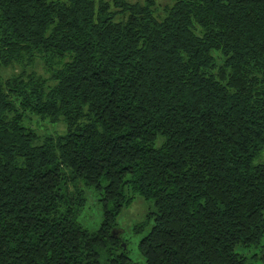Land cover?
Listing matches in <instances>:
<instances>
[{"label": "trees", "instance_id": "obj_1", "mask_svg": "<svg viewBox=\"0 0 264 264\" xmlns=\"http://www.w3.org/2000/svg\"><path fill=\"white\" fill-rule=\"evenodd\" d=\"M137 195L147 264H256L264 0H0V264H137L117 234Z\"/></svg>", "mask_w": 264, "mask_h": 264}, {"label": "rangeland", "instance_id": "obj_2", "mask_svg": "<svg viewBox=\"0 0 264 264\" xmlns=\"http://www.w3.org/2000/svg\"><path fill=\"white\" fill-rule=\"evenodd\" d=\"M173 0H156L157 6H162V4L171 3ZM38 70L44 71L42 65L38 63ZM3 74L8 76L14 71L20 70V68L15 67H4ZM41 133L43 132H54L58 133L65 132V125L63 123L52 124L47 121H35V125ZM44 127L48 128L47 131H44ZM85 190L86 195V205L79 214V222L82 223L90 231L97 230L103 220V209L102 203L100 201V194L98 191L92 187L87 186L84 182L80 183ZM152 207V201L146 200L140 195H137L130 203L126 204L121 213L117 217V228L120 235L123 239L127 241V250L128 255L135 261L137 264H147L145 258L141 255L138 249V243L141 238L150 231L153 221H148V215ZM150 220V219H149ZM144 222V223H143ZM143 226L138 228L139 224ZM264 240L259 247L252 246L247 250L238 251L244 252L247 254L249 259L256 264H264L263 254H264Z\"/></svg>", "mask_w": 264, "mask_h": 264}, {"label": "water", "instance_id": "obj_3", "mask_svg": "<svg viewBox=\"0 0 264 264\" xmlns=\"http://www.w3.org/2000/svg\"><path fill=\"white\" fill-rule=\"evenodd\" d=\"M115 230H113V232H114ZM118 231H120V230H118ZM117 231V234H119V232ZM263 260H264V254H263Z\"/></svg>", "mask_w": 264, "mask_h": 264}]
</instances>
